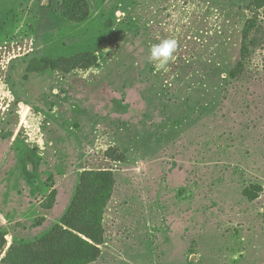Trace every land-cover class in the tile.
I'll return each mask as SVG.
<instances>
[{
  "label": "rangeland",
  "instance_id": "374dc122",
  "mask_svg": "<svg viewBox=\"0 0 264 264\" xmlns=\"http://www.w3.org/2000/svg\"><path fill=\"white\" fill-rule=\"evenodd\" d=\"M88 3L77 24L62 0H0V264H72L77 236L94 244L78 230L101 244L93 264H264V0ZM164 39L177 50L158 70ZM78 54L98 62L29 72ZM102 170V233L84 206L62 225L81 174ZM57 225L75 236L43 240Z\"/></svg>",
  "mask_w": 264,
  "mask_h": 264
},
{
  "label": "trees",
  "instance_id": "16d2710c",
  "mask_svg": "<svg viewBox=\"0 0 264 264\" xmlns=\"http://www.w3.org/2000/svg\"><path fill=\"white\" fill-rule=\"evenodd\" d=\"M61 13L62 16L74 23L81 24L88 21L90 17V5L88 0H62L61 4ZM248 35L246 34V40L243 46V52L241 56V60L237 63L235 68L231 72L232 79H239L245 70L248 59L250 58L252 52L251 47L255 45L254 41L247 43ZM64 62V65H62ZM97 57L92 54H78L71 58H66L64 60H54V59H46L40 63V67L37 66L33 69H30V73H39L43 72L47 69L58 70L60 67H66V71L70 72L73 69L81 68V69H89L97 64ZM115 152H119L118 158H116V162H125L126 155L119 151L118 148H113ZM116 183V175L112 170H102V171H86L81 174L79 186L77 188L76 194L72 200V203L68 209V212L63 216L61 220V224L76 230L74 227L73 220L77 217V211L81 206H84L88 214L91 212V225H93L99 232L102 233L101 226L99 221L96 219L97 215L102 213L103 210V202L109 201L111 197V193L114 189ZM263 190L260 186H252L250 188H245L242 192L244 198L253 202L256 199V196L262 194ZM103 201V202H102ZM51 209V208H49ZM59 231H65V233L74 235L67 230H64L62 226L57 225L54 230L47 237L52 242L56 241V234ZM87 239L91 240L94 244L80 238L77 236L78 244L75 245V249L71 248L69 253L72 254V259L70 262L72 264H93L96 263L101 257V250L99 245H101L97 239L84 231H79ZM75 236V235H74ZM73 236V237H74ZM73 244V241L71 242ZM7 244L6 236L0 232V252ZM61 245V244H60ZM58 248H63V246H58ZM53 259L49 264H61L65 263L64 260Z\"/></svg>",
  "mask_w": 264,
  "mask_h": 264
},
{
  "label": "clouds",
  "instance_id": "9594fccd",
  "mask_svg": "<svg viewBox=\"0 0 264 264\" xmlns=\"http://www.w3.org/2000/svg\"><path fill=\"white\" fill-rule=\"evenodd\" d=\"M177 50L175 39H164L157 44H153L148 50V60L155 62L157 69L165 68L169 61L174 59Z\"/></svg>",
  "mask_w": 264,
  "mask_h": 264
}]
</instances>
